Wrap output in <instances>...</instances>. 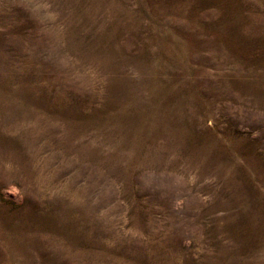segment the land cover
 Returning a JSON list of instances; mask_svg holds the SVG:
<instances>
[{
	"label": "rangeland",
	"instance_id": "rangeland-1",
	"mask_svg": "<svg viewBox=\"0 0 264 264\" xmlns=\"http://www.w3.org/2000/svg\"><path fill=\"white\" fill-rule=\"evenodd\" d=\"M0 264H264V0H0Z\"/></svg>",
	"mask_w": 264,
	"mask_h": 264
},
{
	"label": "bare ground",
	"instance_id": "bare-ground-1",
	"mask_svg": "<svg viewBox=\"0 0 264 264\" xmlns=\"http://www.w3.org/2000/svg\"><path fill=\"white\" fill-rule=\"evenodd\" d=\"M153 93V92H152ZM161 113V112H160Z\"/></svg>",
	"mask_w": 264,
	"mask_h": 264
}]
</instances>
